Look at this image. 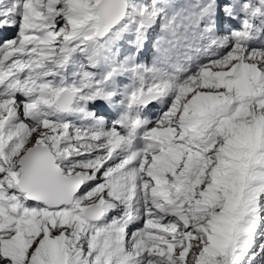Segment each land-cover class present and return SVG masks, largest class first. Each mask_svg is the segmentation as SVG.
I'll use <instances>...</instances> for the list:
<instances>
[{
	"label": "snow or ice",
	"instance_id": "snow-or-ice-1",
	"mask_svg": "<svg viewBox=\"0 0 264 264\" xmlns=\"http://www.w3.org/2000/svg\"><path fill=\"white\" fill-rule=\"evenodd\" d=\"M258 258L264 0H0V264Z\"/></svg>",
	"mask_w": 264,
	"mask_h": 264
},
{
	"label": "bare ground",
	"instance_id": "bare-ground-1",
	"mask_svg": "<svg viewBox=\"0 0 264 264\" xmlns=\"http://www.w3.org/2000/svg\"><path fill=\"white\" fill-rule=\"evenodd\" d=\"M125 47H126V49H127L128 47H131V45L128 44V43H125L121 50H123ZM149 115H150V114H149ZM150 116H151V115H150Z\"/></svg>",
	"mask_w": 264,
	"mask_h": 264
},
{
	"label": "rangeland",
	"instance_id": "rangeland-1",
	"mask_svg": "<svg viewBox=\"0 0 264 264\" xmlns=\"http://www.w3.org/2000/svg\"><path fill=\"white\" fill-rule=\"evenodd\" d=\"M257 264H264V261H261L259 258L257 260Z\"/></svg>",
	"mask_w": 264,
	"mask_h": 264
}]
</instances>
